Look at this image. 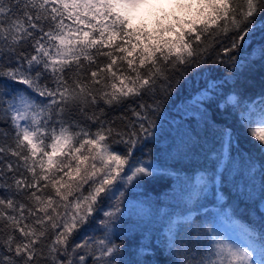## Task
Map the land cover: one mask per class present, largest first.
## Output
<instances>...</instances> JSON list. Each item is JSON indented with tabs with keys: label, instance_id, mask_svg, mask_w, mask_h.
I'll return each mask as SVG.
<instances>
[{
	"label": "snow or ice",
	"instance_id": "obj_1",
	"mask_svg": "<svg viewBox=\"0 0 264 264\" xmlns=\"http://www.w3.org/2000/svg\"><path fill=\"white\" fill-rule=\"evenodd\" d=\"M149 4L0 0V264H264V161L238 147L242 130L264 153V91L240 90L264 69V0H175L134 24ZM209 136L210 166L157 193L170 210L140 199L161 144L186 158ZM237 217L241 242L220 223Z\"/></svg>",
	"mask_w": 264,
	"mask_h": 264
},
{
	"label": "trees",
	"instance_id": "obj_2",
	"mask_svg": "<svg viewBox=\"0 0 264 264\" xmlns=\"http://www.w3.org/2000/svg\"><path fill=\"white\" fill-rule=\"evenodd\" d=\"M175 0L169 2L168 4H159V5H151L149 6L144 12L140 13L137 16H134L133 23L134 24H140V23H147L151 27L154 25V22L157 18V16H163L165 13L171 15L173 13L180 14L179 10H177L174 7ZM259 42V33H257L256 38L254 39L253 43ZM241 91L245 92L246 96L249 97V103H252L253 101H256L258 103L259 96L262 91H264V69L261 68L259 62L255 65L254 68L247 71L245 75L241 76ZM187 93L185 92V95ZM183 98V97H181ZM218 120L221 121H227L229 124L234 123V117L231 116H218ZM242 140L240 145L238 146L240 151L243 153L244 157L247 158L249 155L253 158L252 162L255 164L256 171L258 173L260 163L264 161V153H261L259 143L255 140H253L251 137L247 136V133L242 132ZM165 145L161 144L158 151V159L161 165H166L167 167H164L161 169V172L159 173L163 179L154 182L151 185L141 187L137 189V193L140 196L141 200H151L154 204L157 200L163 202L159 205V207L163 211L170 210L167 207V204L170 202V197L165 196L163 194L157 195V193L167 192L169 191L168 188H166V185H171L173 188L177 187L178 185L175 182V175L176 173L173 171L175 168L181 169L180 175H188L192 176L197 170L204 168L205 166H210L209 161L207 159L208 150H211L213 147H215L214 140L211 136H209L207 142L205 143V148L201 149L197 153L193 155H189L186 158H175L173 159L172 156H169L166 151H164ZM175 155V153H173ZM235 159L233 161L232 165H229V167H239L240 165V156L236 153H233ZM258 182V181H257ZM237 183L243 188L244 180L238 179ZM232 177L227 176L226 177V184L225 186L227 188H232ZM219 187V185H217ZM235 191V189H233ZM211 199V197H210ZM174 203V201H171ZM255 206H253V211H251L250 214L244 213V209L241 208V212L244 213L243 215V222L247 224H251L257 229L260 228L261 225V215L259 212L255 211ZM209 210L214 211V208L212 205H209ZM227 221H231L233 225L239 228V225L241 223V220L239 217L235 218V220H221L220 223L225 228V223ZM261 241L259 239V231L257 232V244H259ZM134 244L135 241H132ZM134 251V249H133ZM157 259L164 260L166 259V256H157Z\"/></svg>",
	"mask_w": 264,
	"mask_h": 264
},
{
	"label": "rangeland",
	"instance_id": "obj_3",
	"mask_svg": "<svg viewBox=\"0 0 264 264\" xmlns=\"http://www.w3.org/2000/svg\"><path fill=\"white\" fill-rule=\"evenodd\" d=\"M171 1L173 0H150V4L140 9L137 13L134 14V16H137L140 13L144 12L151 5L168 4ZM224 230L227 231L231 235L234 241L241 242L244 240V237L239 231V228L233 225L231 221L229 222L227 221V223H225ZM254 258H257V257L254 256Z\"/></svg>",
	"mask_w": 264,
	"mask_h": 264
}]
</instances>
